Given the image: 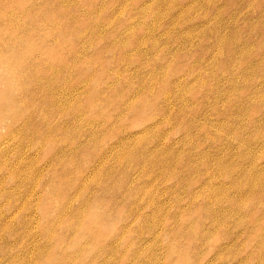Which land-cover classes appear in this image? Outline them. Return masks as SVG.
Here are the masks:
<instances>
[{
    "label": "rangeland",
    "instance_id": "rangeland-1",
    "mask_svg": "<svg viewBox=\"0 0 264 264\" xmlns=\"http://www.w3.org/2000/svg\"><path fill=\"white\" fill-rule=\"evenodd\" d=\"M0 264H264V0H0Z\"/></svg>",
    "mask_w": 264,
    "mask_h": 264
}]
</instances>
